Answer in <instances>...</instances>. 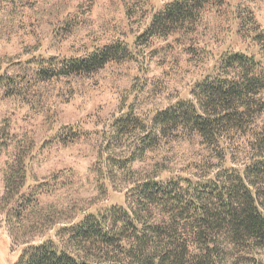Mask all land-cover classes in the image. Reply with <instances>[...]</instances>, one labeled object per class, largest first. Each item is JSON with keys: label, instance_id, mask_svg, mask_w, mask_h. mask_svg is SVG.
Instances as JSON below:
<instances>
[{"label": "rangeland", "instance_id": "374dc122", "mask_svg": "<svg viewBox=\"0 0 264 264\" xmlns=\"http://www.w3.org/2000/svg\"><path fill=\"white\" fill-rule=\"evenodd\" d=\"M175 0H0V198L9 167L25 176L20 195L0 202V264H19L25 249L48 240L58 245L63 226L88 214L127 205L131 182L111 177L107 156L113 120L129 110L149 121L215 72L228 52L264 61V0H203L193 31L143 38L156 13ZM117 42L133 58L92 74L39 76L52 58L86 57ZM251 136L228 141L226 167L242 169ZM199 136L166 140L130 164L140 177H204L223 164ZM136 178V177H135ZM75 250V249H73ZM228 264L252 257L264 264V248L234 249Z\"/></svg>", "mask_w": 264, "mask_h": 264}, {"label": "trees", "instance_id": "16d2710c", "mask_svg": "<svg viewBox=\"0 0 264 264\" xmlns=\"http://www.w3.org/2000/svg\"><path fill=\"white\" fill-rule=\"evenodd\" d=\"M202 3H169L155 14L143 38L193 31ZM258 37L263 43L264 30ZM132 58L130 47L117 42L86 57L52 58L38 74L45 80L92 74ZM190 95L149 121L134 110L113 120L109 147H126V155L107 156L104 166L110 165L109 177L117 170L131 182L127 205L63 226L57 232L61 245L48 240L28 247L19 264H228L229 251L263 249L264 61L243 52L225 53ZM247 135L251 152L243 168L226 167L225 144ZM183 136H199L223 164L204 177L167 180L158 174L140 177L130 167L164 141ZM24 186L25 176L9 167L0 202H11ZM247 259L246 264H263Z\"/></svg>", "mask_w": 264, "mask_h": 264}]
</instances>
